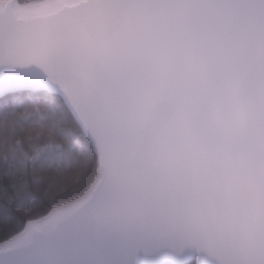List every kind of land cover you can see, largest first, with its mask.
<instances>
[{
	"label": "snow or ice",
	"instance_id": "6c2138e0",
	"mask_svg": "<svg viewBox=\"0 0 264 264\" xmlns=\"http://www.w3.org/2000/svg\"><path fill=\"white\" fill-rule=\"evenodd\" d=\"M0 264H264V0H0Z\"/></svg>",
	"mask_w": 264,
	"mask_h": 264
}]
</instances>
